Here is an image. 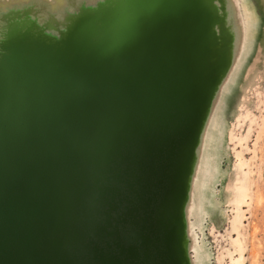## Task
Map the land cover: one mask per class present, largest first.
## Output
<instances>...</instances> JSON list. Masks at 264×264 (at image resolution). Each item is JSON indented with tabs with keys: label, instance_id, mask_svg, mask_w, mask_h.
I'll use <instances>...</instances> for the list:
<instances>
[{
	"label": "water",
	"instance_id": "1",
	"mask_svg": "<svg viewBox=\"0 0 264 264\" xmlns=\"http://www.w3.org/2000/svg\"><path fill=\"white\" fill-rule=\"evenodd\" d=\"M240 38L235 0H0V264H193Z\"/></svg>",
	"mask_w": 264,
	"mask_h": 264
},
{
	"label": "rangeland",
	"instance_id": "2",
	"mask_svg": "<svg viewBox=\"0 0 264 264\" xmlns=\"http://www.w3.org/2000/svg\"><path fill=\"white\" fill-rule=\"evenodd\" d=\"M241 38L209 120L187 212L193 264H264V0H235Z\"/></svg>",
	"mask_w": 264,
	"mask_h": 264
}]
</instances>
